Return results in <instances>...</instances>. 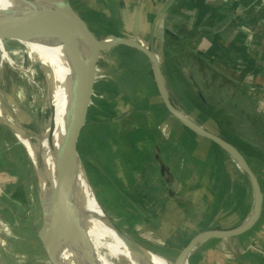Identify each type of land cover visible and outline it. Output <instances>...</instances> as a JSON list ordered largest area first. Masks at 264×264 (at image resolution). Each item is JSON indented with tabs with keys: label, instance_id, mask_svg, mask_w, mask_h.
I'll list each match as a JSON object with an SVG mask.
<instances>
[{
	"label": "rangeland",
	"instance_id": "rangeland-1",
	"mask_svg": "<svg viewBox=\"0 0 264 264\" xmlns=\"http://www.w3.org/2000/svg\"><path fill=\"white\" fill-rule=\"evenodd\" d=\"M69 1L99 39L125 35L148 44L146 31L152 15L135 23L137 12H122L120 0ZM0 37L4 43L0 41L1 50L16 53L15 60L26 67L24 72L4 67L0 73V264H50L39 238L41 202L52 196L41 188L47 171H39L7 118L24 129L27 137L40 136L41 126L49 117L42 101L49 96V77L55 78L57 72L31 64L29 50L27 53L18 41L20 34L0 32ZM29 37H22L28 49ZM169 44V55L162 65L173 102L198 125L246 156L261 157L264 143H257L260 135L256 129H264L263 124L255 122V116L252 124L238 121L239 116L249 119L252 115L248 97L254 88L248 89L241 82L237 89L238 80L232 75L226 76L188 50L187 57L186 45ZM175 48L178 51L170 53ZM2 56L5 54L0 55V62L10 64L12 59ZM98 68L100 80L80 120V161L96 192L95 200L111 220L144 249L171 263L197 233L241 225L252 207L248 177L219 146L169 114L149 59L135 49L119 46L100 56ZM219 101L224 103L217 108L206 106ZM219 116L225 123H218ZM225 117H236V123L226 122ZM251 163L264 181V163ZM158 165L170 169L182 182L183 200L165 202V178ZM49 170L54 174L50 189L55 192L61 175ZM195 193L201 196H193ZM187 264H264V218L240 237L202 244Z\"/></svg>",
	"mask_w": 264,
	"mask_h": 264
},
{
	"label": "bare ground",
	"instance_id": "bare-ground-1",
	"mask_svg": "<svg viewBox=\"0 0 264 264\" xmlns=\"http://www.w3.org/2000/svg\"><path fill=\"white\" fill-rule=\"evenodd\" d=\"M62 3L63 0H0V11L10 13L26 25H32L35 19L50 13L51 10H60L59 5ZM53 4L58 6L52 7ZM14 33L22 37L30 36L29 49L28 45L22 44V37L18 41L26 48L27 53L29 50L32 65L57 72L55 78L49 77V96L42 101L44 110L49 112V117L41 126L40 136L27 137L28 134L24 129L10 119L7 120L15 135L25 144L38 163L39 171H47L46 177L41 182V188L44 194L51 192L50 194L54 196L52 204L58 208L64 199L63 182L60 180L57 191H51L50 183L54 174L49 169L58 172L60 170L64 132L74 116V108L77 104L73 84L78 66V51L85 46V41L78 33L68 28H51L33 34ZM101 40L109 41L108 38ZM0 41L4 45L3 40ZM0 51V55L5 54L3 58L12 59L8 62L10 64L0 62V73L4 67L15 71L26 70V67H22L11 57L8 49L2 51L0 48ZM28 71L34 72L32 69ZM39 97L40 95H36V99H40ZM1 114L0 112V117ZM77 159L78 163H81L79 154ZM58 244L60 252L76 264H172L165 257L146 250L132 241L128 234L108 221L104 209L98 200H95V193L88 178L84 183L80 213L76 220L61 232Z\"/></svg>",
	"mask_w": 264,
	"mask_h": 264
},
{
	"label": "water",
	"instance_id": "water-1",
	"mask_svg": "<svg viewBox=\"0 0 264 264\" xmlns=\"http://www.w3.org/2000/svg\"><path fill=\"white\" fill-rule=\"evenodd\" d=\"M176 1L177 0H172L170 5L174 4ZM57 6L56 4L52 5V7ZM59 8L60 10L58 11L51 10L50 13L38 17V19L34 20L32 25H26L23 21L18 20V18L10 13L0 11V32L13 31L17 33L33 34L51 28H68L78 33L85 41V46L81 47L78 51V66L73 84L77 104L74 108V116L67 124L63 136L64 141L61 145L62 152L59 172L61 175L60 180H62L64 188L63 203L58 208L55 204L53 205L52 200H54V196H50L47 200L42 199L41 202L42 226L39 231V238L42 242L48 262L50 264H76L67 259L60 252L58 241L61 232L74 222L80 213L84 183L88 178L84 166H81V163H78L77 159V136L80 115L85 108L86 103H88L94 95L96 86L100 80L98 68L100 56L119 46L135 49L149 59L158 93L169 114L191 132L213 142L225 151L247 175L254 193V207L248 219L233 229L209 230L198 233L179 252L172 264H187L193 251L208 241L227 240L240 237L250 232L258 224L263 211V193L260 183L241 150L232 143L218 136V134L212 133L198 125L195 120L190 118V116L184 111H181L173 102L166 82L162 61L157 54L155 44L156 26L163 13L157 17L151 26L148 44L134 36H108L107 38L109 41L104 42L90 30L86 22L73 9L69 0H63V3L59 5ZM9 54L15 60L14 55L16 53H11L9 51ZM21 60L25 62L24 58ZM105 215L109 222L120 229L106 212ZM131 240L134 241L133 239Z\"/></svg>",
	"mask_w": 264,
	"mask_h": 264
},
{
	"label": "crops",
	"instance_id": "crops-1",
	"mask_svg": "<svg viewBox=\"0 0 264 264\" xmlns=\"http://www.w3.org/2000/svg\"><path fill=\"white\" fill-rule=\"evenodd\" d=\"M197 1L200 3H197ZM171 2L172 0H120L122 12H137L136 17H134L135 23L148 20L152 15L149 29L146 31L148 34L154 21L163 13L155 30L156 51L161 61L167 59L166 56L167 54L169 55L168 51L170 48H167L170 45L169 43L172 45L183 44L188 47L185 49L186 52H184L187 57L189 53L192 54L193 52L194 56L216 66L218 70L221 69V72H225L226 76L232 75L233 78H236L238 80L237 89L240 87L241 82L248 89L254 88L253 94L248 97L252 115L249 119L243 117V115L239 116L238 121L240 123L248 121L252 124L253 120H255L252 117L255 116L257 118L255 122L258 121L264 126V0H177L170 5ZM142 12H148L147 16L142 15ZM177 51V49L175 51L171 49L170 53L173 54ZM181 57H183V53L179 58ZM163 70L166 76V70L164 68ZM228 88L234 89L235 85L230 87L228 85ZM222 103L219 101L220 105ZM88 104L89 102L86 103L80 115V120L84 115V110L88 108ZM210 105L213 106V104ZM218 113L224 114L220 111ZM219 117L221 118V123H225V120L221 116ZM225 119L226 122L229 120L236 123L233 121L236 117L231 119L225 117ZM256 132L257 135H260L257 137V143L261 146L264 143V129L262 128L261 131L256 129ZM80 138L81 125L79 124L77 138L79 157H81ZM222 152L236 164L237 169L240 171L241 169L237 163L225 151L222 150ZM261 153V157L258 154L256 156H246L243 153L258 178L263 193V211L258 224L264 218V181L251 161L255 160L257 163H264V150ZM158 167L162 174H160L161 177L165 178L163 180L165 202L173 204L183 200L185 196L183 197L184 194L182 193V182L173 176V172H170V169L162 165H158ZM194 184L196 185L197 183ZM248 185L252 196V207L251 212L243 221L248 219L254 207L253 189L250 186L251 183H248ZM193 196H201V193H195ZM193 196L189 195L188 198L192 199ZM209 230L213 229L204 231Z\"/></svg>",
	"mask_w": 264,
	"mask_h": 264
},
{
	"label": "trees",
	"instance_id": "trees-1",
	"mask_svg": "<svg viewBox=\"0 0 264 264\" xmlns=\"http://www.w3.org/2000/svg\"><path fill=\"white\" fill-rule=\"evenodd\" d=\"M197 3H200V2L197 1ZM221 50H222V48H221ZM225 51H226V50H225ZM225 51H224V52H225ZM196 57H197V56H196ZM218 105L220 106L219 102H218V103H215V105H213V106H211L209 103L206 104V106H207V107H210V108H217V107H219ZM202 106H204V105L202 104ZM204 107H205V106H204ZM216 114H217V112H216ZM218 121H219L220 124H221L220 119H218ZM219 122H218V123H219ZM222 126H223V125H222Z\"/></svg>",
	"mask_w": 264,
	"mask_h": 264
}]
</instances>
